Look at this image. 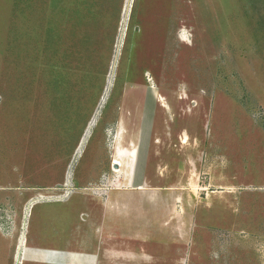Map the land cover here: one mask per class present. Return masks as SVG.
<instances>
[{
  "label": "rangeland",
  "instance_id": "1",
  "mask_svg": "<svg viewBox=\"0 0 264 264\" xmlns=\"http://www.w3.org/2000/svg\"><path fill=\"white\" fill-rule=\"evenodd\" d=\"M57 246L264 264V0H0V264Z\"/></svg>",
  "mask_w": 264,
  "mask_h": 264
},
{
  "label": "crops",
  "instance_id": "2",
  "mask_svg": "<svg viewBox=\"0 0 264 264\" xmlns=\"http://www.w3.org/2000/svg\"><path fill=\"white\" fill-rule=\"evenodd\" d=\"M28 216V215H27ZM21 243L23 244V239L21 240ZM43 248V254L44 257L50 258L53 262V264H60L62 262H68L70 258L73 257V250L72 247L69 246V248ZM38 249H41L40 247ZM49 263V262H48Z\"/></svg>",
  "mask_w": 264,
  "mask_h": 264
},
{
  "label": "water",
  "instance_id": "3",
  "mask_svg": "<svg viewBox=\"0 0 264 264\" xmlns=\"http://www.w3.org/2000/svg\"><path fill=\"white\" fill-rule=\"evenodd\" d=\"M118 166L119 165L114 161L113 164H112L113 169H115V170L118 169Z\"/></svg>",
  "mask_w": 264,
  "mask_h": 264
}]
</instances>
